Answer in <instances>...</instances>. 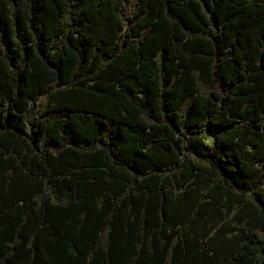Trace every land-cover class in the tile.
Instances as JSON below:
<instances>
[{
	"label": "trees",
	"instance_id": "16d2710c",
	"mask_svg": "<svg viewBox=\"0 0 264 264\" xmlns=\"http://www.w3.org/2000/svg\"><path fill=\"white\" fill-rule=\"evenodd\" d=\"M0 264H264V0H0Z\"/></svg>",
	"mask_w": 264,
	"mask_h": 264
}]
</instances>
